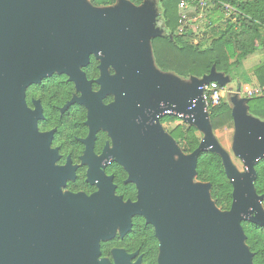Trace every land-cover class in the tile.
<instances>
[{
	"label": "water",
	"instance_id": "water-1",
	"mask_svg": "<svg viewBox=\"0 0 264 264\" xmlns=\"http://www.w3.org/2000/svg\"><path fill=\"white\" fill-rule=\"evenodd\" d=\"M22 1L29 4L34 2ZM72 1L66 0L65 33L62 28L55 31L56 28L50 25L43 26L44 18L33 16L27 9L22 16H18L15 14L17 7H8L10 12L6 18L13 25L6 33L0 26V91L4 83H14L17 68H22V80L26 84L38 81L55 69L84 82L80 67L86 65L94 54L103 59L105 67H116L128 86L121 98L120 109H115L114 117L103 124L115 137L119 161L132 171L134 180L147 193V198L131 211L147 214L156 225L163 243V256L159 264H253L252 255L244 242L242 223L260 222L264 216L261 209L263 197H259L254 188L255 168L264 158V132L242 120L239 107L233 111L236 127L233 152L245 168V173H240L231 162L227 163L229 153L214 136L210 117L202 121L207 108L200 88L211 82L225 87L228 78L223 81L215 73L201 81L192 78V92L187 101L167 93L162 102L150 110L147 104L150 96L165 93L166 86L158 79L160 76L146 74L141 63L143 45L150 35L152 38L155 36L150 34L154 30L148 26L144 13L133 10L132 17L126 14L106 17L82 5L74 7ZM28 9L32 11V6ZM136 12L142 13L150 30L143 43L138 42V37L135 38L139 32ZM16 21L19 29H15ZM16 58H22V62L16 61ZM108 84H113L117 90L121 82H105L104 92ZM166 110L195 115L199 128L201 123L209 122L208 139L177 166L169 158L173 153L171 142L163 139L161 146L155 134L158 116ZM148 113L152 115L150 118L146 116ZM250 118L258 121L252 116ZM36 133V127L30 133L23 128L22 172H8L5 177L3 194L6 195V204H2V192L0 203V264H109L98 261L99 244L91 241L90 237H111L118 222L124 223L126 228L125 212L128 208L104 195L96 197L93 202L75 197L62 201L59 186L65 176L60 170L48 178H42L43 170L52 164L55 157L48 158L45 153L47 137H37ZM210 152L222 157L226 174L233 185L234 202L228 213H207L209 190L206 187L196 190L188 182L200 155ZM28 162L32 166L28 167ZM33 192L38 195L40 203H47L48 200L49 207L38 208L36 203L30 201L29 196ZM102 199H107L109 204ZM93 205L99 207L94 209ZM112 208L117 215L109 213ZM95 210L97 223H94ZM31 211L44 213V221L49 220L53 231L43 233L28 228L25 222ZM88 212L91 216L85 218ZM129 261V257L117 254L118 264H130Z\"/></svg>",
	"mask_w": 264,
	"mask_h": 264
},
{
	"label": "flooded vegetation",
	"instance_id": "flooded-vegetation-1",
	"mask_svg": "<svg viewBox=\"0 0 264 264\" xmlns=\"http://www.w3.org/2000/svg\"><path fill=\"white\" fill-rule=\"evenodd\" d=\"M116 2L117 0L112 5H100L93 0V4L97 7H111ZM72 5L79 6L75 0L72 1ZM14 6L17 7L16 15L22 16L27 9L33 16L40 15L44 18L43 26L50 25L56 28L55 31L62 28L65 33L66 0H34L31 4L22 0H0V26L4 33L8 28H12L13 24H9L6 15L10 12L8 7ZM30 6L32 11L28 9ZM11 12L13 13L12 9ZM18 26L16 21L15 29ZM15 40L16 54H18L17 38ZM64 48L63 45V54ZM16 61L22 62V58H16ZM4 71L6 72V69ZM4 75L6 77L7 73ZM14 75V83L9 85L4 83L0 91V203L2 192V204H6V195L3 192L7 173L22 172V130L27 128L30 133L33 127H36L37 137H47L46 155L48 158L55 157L52 164L43 170L42 178H48L55 171L62 170L65 176L59 186L62 201L75 197L93 202L96 197L104 195L120 201L128 208L127 213L125 212L126 228L124 223L118 222L111 237H90L91 241L99 244V262L111 261L118 264L117 254L122 253L130 258V264L139 258L141 261L137 263L146 264L144 263L146 253L142 250V246L137 247L136 244L145 241L151 232L158 241V253L159 250L163 251L158 229L150 221L149 216L131 211L142 202V199L147 198V193L134 180L132 171L119 161L115 137L103 124L114 117V110L120 109L121 98L126 94L128 82L122 78L119 70L112 65L105 67L103 59L94 54L90 56L86 65L80 67V76L84 78V82L74 80L60 69L42 76L38 81L26 84H23L22 68H17ZM115 81L121 82L120 87L115 90L116 86L115 88L113 84H108V89L104 92L105 82ZM153 96H155L154 105L151 103ZM166 96L167 92L151 95L147 102L148 108L154 110ZM146 116L150 118L152 115L148 113ZM194 116L188 113L177 114L172 110H166L158 116V127L155 131L158 144L162 146L163 139L171 142L173 153L169 158L175 166L199 149L197 147L194 152L187 153L176 138L178 131L182 129H194V135L200 137L202 132L199 129V121ZM212 132L215 134L213 127ZM27 166L30 167L32 164L28 162ZM197 167L198 164L188 179L190 186L196 190L199 188L195 187L194 182H200ZM150 168L147 170L148 174ZM228 180L231 183L229 178ZM208 185L210 200L217 209H220L212 198V185L210 183ZM29 200L36 203L38 208L49 207V201L40 203L38 195L34 192L29 196ZM101 201L109 204L107 199ZM232 206L228 211L220 209L221 213L230 212ZM93 207L96 209L99 205ZM206 212H213L209 204L206 206ZM94 213V223H97V210ZM109 213L117 215L114 208L109 210ZM89 216H91L90 212L85 213V218ZM44 218V213L31 211L27 214L25 223L28 228L51 233L53 226L49 220L44 221Z\"/></svg>",
	"mask_w": 264,
	"mask_h": 264
},
{
	"label": "trees",
	"instance_id": "trees-1",
	"mask_svg": "<svg viewBox=\"0 0 264 264\" xmlns=\"http://www.w3.org/2000/svg\"><path fill=\"white\" fill-rule=\"evenodd\" d=\"M100 5H112L115 0H95ZM141 5L143 0H130ZM218 3L217 11L226 13L225 6L230 7L225 19L211 21L207 31L203 34L211 38L210 41H201L190 29L184 34H178L179 20L186 13L181 9L182 0H162V19L165 25V34H157L151 39V47L157 67L164 73H171L183 79L204 80L213 73L232 76L249 56L260 51L262 32L264 31V0H212ZM194 1L190 4L192 5ZM225 5V6H224ZM191 12L197 13L195 7ZM212 19V16L209 17ZM208 18V19H209ZM135 20L139 32L147 29L142 13H135ZM144 30V31H143ZM205 39V38H204ZM259 86L264 87V63L254 71ZM250 116L264 121V97L251 98L248 102ZM210 121L214 132L231 128L234 123L232 108L226 101L209 110ZM194 129L178 131L176 138L185 152L192 153L200 147L201 138L194 135ZM198 180L212 185V198L217 206L223 210H230L233 202V187L228 180L225 164L220 155L210 152L200 155L198 160ZM256 181L254 188L264 202V158L255 168ZM244 242L252 255L253 264H264V216L260 222L247 221L242 223ZM137 247L142 246L146 253L144 263L157 264L158 241L153 233L139 241Z\"/></svg>",
	"mask_w": 264,
	"mask_h": 264
},
{
	"label": "rangeland",
	"instance_id": "rangeland-1",
	"mask_svg": "<svg viewBox=\"0 0 264 264\" xmlns=\"http://www.w3.org/2000/svg\"><path fill=\"white\" fill-rule=\"evenodd\" d=\"M76 4L78 5H82L85 8L89 9L90 11H93L97 14L109 17V16H114L117 14H126L129 15L130 17H132V11H142L144 13V17L145 20L147 21V24L149 27L153 28V33L150 34H165L166 30H165V25L163 23V19H162V8H161V1L162 0H143L141 5H136L134 3H132L129 0H117L116 4L114 6L111 7H97L96 5L93 4V0H75ZM215 9H211L207 14H208V18L211 17L212 15H214L213 13H215L214 11ZM217 13L219 14V18L216 19L217 21H219L220 19H225L222 18L224 17V14L227 15V13H222V11H217ZM215 17L217 18V15H215ZM212 19H208L205 23V26L200 28L199 30H197L195 32V34L197 35L198 39H200L201 41H210L211 38L205 37L203 34L207 31V26L209 24H211V21H213ZM216 20H214L213 22L218 24L219 22H215ZM210 26V25H209ZM191 30V29H190ZM144 31V30H143ZM139 33V32H137ZM135 34V38L138 37V42L143 43L146 40V31L142 32L141 34ZM205 38V39H204ZM151 39L152 36L150 35L147 39V42L145 43V45H143V52H142V66L146 69L145 72L146 74H156L160 77H158V79L165 84L166 86V92L167 93H171L173 95H175L179 100L181 101H187L190 98L191 92H192V84H191V79H183L180 78L174 74L171 73H164L162 72L156 65L155 62V58H154V54H153V50L151 47ZM262 45H264V31L262 32V40H261ZM264 63V47L258 51L257 53L249 56L238 68H236L233 71V74H235L234 78H230L229 76H226L224 74L221 73H215V75H219L223 81L224 79L228 78L229 82H226V90L224 89V87H222V89H224L225 93V98L224 101H226V103H228L230 105V107L232 108V111H234L237 107L240 108V118L244 121H248V123H250L249 125L253 126L256 125V128L261 132H264V121H260L258 119L257 122H255L254 120H252L248 113L247 110V106L248 103L250 101V99L247 96L246 93V85L252 89H256L257 87H259V84L257 82V79L254 75V71L255 69L260 65ZM232 74V75H233ZM222 81V82H223ZM224 83V82H223ZM155 96H153L151 103L154 105L155 104ZM209 112L207 110H204V116L202 121H206L208 120V116L210 117V114H208ZM201 121V122H202ZM211 122V121H210ZM208 123L209 122H204L200 124V131L202 132L200 135L201 138V143L205 142L206 139H208ZM258 126V127H257ZM235 123H233V125L231 126V128H225V129H221L215 132L214 136L220 137V141L223 145V149L225 151H229V161L227 163H232L237 170L240 173H245V168L244 165L242 164V162L240 161V159L236 156L235 152H233V150H231V147L233 146V141L235 138ZM255 130V129H254ZM207 134V135H206ZM195 187L198 188H203L206 187L208 190H210L208 183H203V182H194ZM209 207H211V209H213V212L216 213H221L222 211L220 209H217L214 204L213 201H209ZM261 209L262 212L264 214V202H262L261 204ZM222 214V213H221ZM244 248L246 249V251L248 250L246 246H244ZM163 256V251L159 250L158 253V257H157V264H159L161 258ZM249 257H251V255L249 254ZM141 261V259H137L136 262H134L133 264H136L137 262ZM109 264H116L111 263V261H109Z\"/></svg>",
	"mask_w": 264,
	"mask_h": 264
},
{
	"label": "built area",
	"instance_id": "built-area-1",
	"mask_svg": "<svg viewBox=\"0 0 264 264\" xmlns=\"http://www.w3.org/2000/svg\"><path fill=\"white\" fill-rule=\"evenodd\" d=\"M193 2L191 5L190 3ZM218 3L212 0H182L181 9L186 13L179 20L178 34H184L188 29H191L194 33L200 28L205 26L208 20V12L211 9L218 7ZM225 6V5H224ZM195 7L197 13L191 12V8ZM225 11L227 14L230 12V7L225 6ZM202 92V99L206 105L207 111L209 112L211 107L219 106L225 98L224 89L217 83L211 82L209 84L203 85L200 88ZM249 99L255 97H264V87H257L256 89L249 88L246 90Z\"/></svg>",
	"mask_w": 264,
	"mask_h": 264
},
{
	"label": "crops",
	"instance_id": "crops-1",
	"mask_svg": "<svg viewBox=\"0 0 264 264\" xmlns=\"http://www.w3.org/2000/svg\"><path fill=\"white\" fill-rule=\"evenodd\" d=\"M215 15H217V18L215 17ZM212 17L215 18V19H218V18H219V14L216 13V14L212 15ZM235 74H237L236 71H235V73H234L232 76H230V78H234ZM247 85H249V84H247ZM247 85H246V90L250 88V87H248ZM226 88H227V87H224L225 90H226ZM225 93H226V92H225ZM225 96H226V95H225ZM234 131H235V129H234ZM234 134H235V133H234ZM216 139L218 140L219 144H220L221 147L223 148V145H222V143H221V141H220V140H221L220 137L217 136ZM231 150H233V146L231 147ZM227 152H229V151H227Z\"/></svg>",
	"mask_w": 264,
	"mask_h": 264
}]
</instances>
